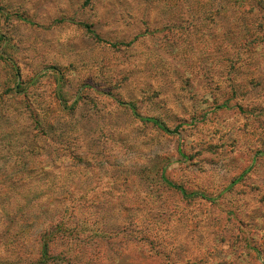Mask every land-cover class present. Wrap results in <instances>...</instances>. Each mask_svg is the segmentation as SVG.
<instances>
[{
	"label": "rangeland",
	"instance_id": "obj_1",
	"mask_svg": "<svg viewBox=\"0 0 264 264\" xmlns=\"http://www.w3.org/2000/svg\"><path fill=\"white\" fill-rule=\"evenodd\" d=\"M245 1L0 0V93L22 94L3 107L0 172L26 170L0 198V264H36L73 204L51 245L73 264H264V7ZM48 110L47 134L25 129ZM76 231L104 241L75 249Z\"/></svg>",
	"mask_w": 264,
	"mask_h": 264
},
{
	"label": "trees",
	"instance_id": "obj_2",
	"mask_svg": "<svg viewBox=\"0 0 264 264\" xmlns=\"http://www.w3.org/2000/svg\"><path fill=\"white\" fill-rule=\"evenodd\" d=\"M258 2H259V3H257L258 7H264V1L263 0H260ZM245 3H246L245 0H234L233 5L235 7H237V8H241L240 6H244ZM257 6H254V7H257ZM254 34H256V33H253L251 35H254ZM19 94H21V91L19 90V84L18 83H16L15 86L12 87V89H7L6 91L0 93V108H1L0 109V119L2 117L7 116L6 114H4L2 112H8L7 110H5V108H6L7 103H8L9 100H16L17 101V100L21 99ZM56 96H57V98L60 99V96H59L58 93H56ZM3 107H5V108H3ZM15 113H16L15 115L18 116L19 119H21L20 112L18 113V110L15 109ZM31 113L32 114H31L30 118H28L29 122H27L29 124H28V126L25 127V129L27 128L31 132L32 131H38V133H41L43 135L47 134L46 133V128L50 129L51 128L50 124L53 125L54 121H56V118H57L56 113L54 111L48 110L47 113H45V115H44L45 116V121L43 123H40L39 120H38V117H39L38 113H36V111H31ZM135 114H137V116H139L141 118V120H143L145 123H152L154 126L158 127L159 129L163 130L164 132H167V133L176 132V131H172L171 129H169L160 119L152 118V117H141L136 112H135ZM4 126L5 125H3L2 122H0V128L1 129L5 128ZM11 128L21 130V125H13V127H11ZM48 136H50V139L52 138V136L50 134ZM46 149L50 150L49 145L46 147ZM40 150H43L42 147H40ZM48 153L51 154L52 150L48 151ZM55 153L56 154H61L62 153L63 156H67L69 151H65L63 148L61 150H58V149L55 148ZM70 154L74 158H76L75 157L76 153L74 152V150L71 151ZM24 166H26V165H24ZM26 167L28 168L27 170L29 172H32V173L35 170L34 166L27 165ZM43 169H44V167H43ZM43 169H41V171H43ZM25 171L26 170H24V168H22V170H21V178H19V174L20 173H18V172L13 173L11 176H9V175H5L4 176V174H2L0 172V198L5 197V196L8 195V193H10V189H9L10 186L15 187L18 184H20V182L22 183L24 181V177L22 175H23V172H25ZM164 174H165V169H163V171H162L161 179H162V181L166 182L167 185L170 186V188L175 189L177 191H180L182 196L184 198H186V199H191V198L195 197V195H196L195 192H190V191H188L187 189H185L182 186L173 184L171 181H169L166 178V176H164ZM64 191L66 193L65 195L69 196L68 192H66V190H64ZM52 193H54V191ZM21 197L24 200L23 203H22V206H21V216H26L27 215L29 217V215H32V217H29V218L34 219L37 215H39L38 211L42 210L43 207L42 208H39V207L38 208H34L37 205L34 200H30V201L27 200L28 198H26V196H24V194ZM55 199L59 200L61 198L59 196H55ZM95 203H96V201H95ZM48 205H49L48 208L50 206H52V205H50V201H48ZM95 205L96 206H101V205H97V204H95ZM56 208H57L58 217L59 216L61 217V215L68 216L66 214L70 212V221H72V223H74V224H76L78 222V221H73V218H76V209H79L78 206H75V204H73L70 207L68 205H63L61 207L56 206ZM123 210L126 212L127 209L125 208ZM60 217H59L60 222L57 223V225H56V223L54 225L52 224L50 230H45V231H43L42 233L39 234L40 235L39 239H40L41 245H40L39 257H38V259H36L34 261V262H36V264H61V263L69 264L70 262L73 264V262H74L73 260L67 259L66 257H61L60 255H56V254L53 255V253H52L51 245H52V243L54 241L58 240V241H62V243H64L65 241H63V240H65L66 237L68 238L69 236H72V234L74 233V232H70V235L68 234L69 230H71V229L70 228L68 229L67 227H65L66 224L62 222L63 219H60ZM32 219H28L27 221H25L26 229L23 230L24 233H29V231L32 230L31 229V228H33L32 227L33 223H31ZM78 234L79 233L76 231V233L74 235V236H76V238H74V240L72 241V242H75V249L79 248L81 250H88V248L92 247L94 245V243H96L97 246H98L100 243L102 245V241H104V239H101L100 237L96 236V237H94V239L88 240L86 242V244H87L86 246L84 245V247H78V245H76V243H80L81 244V242L83 241L82 239L78 238ZM110 237L108 238L110 241L111 240L115 241V239H117V238H110ZM119 240H121V242H120V244L118 246H117V243H115V242L112 244V247L114 249L118 248V247H119L118 249H121L122 248V243H125L124 242L125 239H122V237L121 238L119 237V239H117V241H119ZM68 243L70 244V241ZM107 243L108 242H103V244H107ZM71 250H73V249L71 248L70 252H71ZM94 251L96 253V255H94V257L96 259L95 261L96 262L97 261L98 262L101 261L102 259L100 260V258H101V256L103 257V255L101 253V249L98 250V251H96V250H94ZM119 254H121V253H119ZM122 254H123V252H122ZM114 255H115V253H114ZM75 264H78V263L75 262Z\"/></svg>",
	"mask_w": 264,
	"mask_h": 264
}]
</instances>
